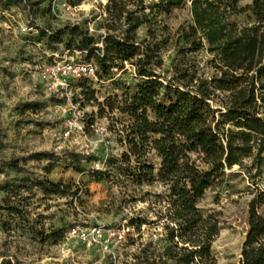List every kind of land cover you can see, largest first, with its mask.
<instances>
[{"label": "rangeland", "instance_id": "obj_1", "mask_svg": "<svg viewBox=\"0 0 264 264\" xmlns=\"http://www.w3.org/2000/svg\"><path fill=\"white\" fill-rule=\"evenodd\" d=\"M107 1L55 0L53 13L52 0H24L17 5L0 0V188L4 184H12V190L21 186L14 200L28 204V215L22 219L0 211V264H144V253L156 254L168 245L160 225L143 224L136 229L129 224L131 218L144 215L154 220L146 210L147 199L159 193V185L138 187L122 166L118 171L111 169V161L125 150L122 126L128 123L127 116L105 106L98 114L97 102L113 96L120 100L142 84L132 64L112 67L108 75H99L100 80L90 85L78 87L77 80H70L69 88L47 92L39 80V70L60 60L65 50L74 56V51H80L79 37L65 33L58 42H48L46 37L38 39L37 32L20 30L32 25L39 31L53 32L75 21L85 26L90 23L94 31L88 33L99 46L109 24ZM122 1L131 10L140 6L138 0ZM155 1L143 0L142 4ZM250 5L251 0H239L238 6L246 9L237 18L239 23L251 17ZM154 18L156 38L165 46L160 72L170 75L174 62L187 61L204 76L213 74L204 49L187 53L185 59L175 53L176 29L190 21L188 3ZM114 28L118 35L124 30L121 21ZM145 37L146 27L141 26L135 40ZM85 54L81 51L77 58L84 60ZM89 90L94 100L87 99ZM76 116L82 130L69 128L68 122ZM34 154L45 157L37 159ZM147 160L158 166L153 152ZM96 163L99 167L102 164L101 170L95 169ZM92 170L105 174L95 180ZM44 179L71 183L77 193L43 194L31 186ZM144 192L149 195L144 196ZM4 194L0 190V200ZM252 198L264 200V149L260 153L252 149L239 165L225 168L222 182L207 189L197 202L204 215L214 214L218 221V233L210 245L215 264H239ZM256 211L264 214V202L256 203ZM96 224L123 230L121 242L112 243L114 257L102 254L96 246L65 238L73 226Z\"/></svg>", "mask_w": 264, "mask_h": 264}, {"label": "trees", "instance_id": "obj_2", "mask_svg": "<svg viewBox=\"0 0 264 264\" xmlns=\"http://www.w3.org/2000/svg\"><path fill=\"white\" fill-rule=\"evenodd\" d=\"M5 1L17 5L24 0ZM142 1L138 0L140 6L134 10L127 8L126 1H107L109 24L101 36V48L84 24L64 25L53 32L37 30V38L58 42L65 33L79 37L77 47L86 51L84 60L94 64L97 81L112 67L132 64L134 74L142 79L136 92L123 94L120 100L108 97L97 106L98 114L105 106L128 118L122 126L125 150L111 161L112 171L122 166L138 187L157 183L161 188L152 200L147 199L146 210L154 220L147 215L129 220L136 229L155 223L165 231L163 240L168 245L156 254L144 253L142 262L215 264L210 245L218 233V221L214 214L204 215L197 202L207 189L222 182L225 168L239 165L252 149L257 153L264 149V0H251V17L242 23L237 18L246 9L238 6L239 0H156L146 5ZM186 3L190 21L176 29L175 53L185 59L187 53L204 49L214 71L210 76L187 61L174 62L170 75L160 72L165 46L156 38L154 16ZM120 21L124 30L118 35L114 25ZM141 26L146 27L147 37L136 41ZM77 81L78 87L91 83ZM89 92L87 99L94 100L93 91ZM149 152L158 158V166L147 160ZM104 174L92 170L95 180ZM31 186L43 194L77 193L71 183L48 179ZM12 187L4 184L0 188L5 193L0 211L22 219L28 215V204L14 200L21 186ZM257 202L264 200L252 198L248 205V229L239 264H264V214L256 211Z\"/></svg>", "mask_w": 264, "mask_h": 264}, {"label": "built area", "instance_id": "obj_3", "mask_svg": "<svg viewBox=\"0 0 264 264\" xmlns=\"http://www.w3.org/2000/svg\"><path fill=\"white\" fill-rule=\"evenodd\" d=\"M55 0H52L50 10L54 13ZM65 3H62L64 6ZM80 24L75 21L72 25ZM88 32L94 31L90 23H86ZM24 33H35L37 29L32 25H24L20 28ZM101 48V44H99ZM73 56L69 50H65L60 60L42 67L38 72L40 82L43 84L45 91L54 92L56 88L67 89L70 87V80L87 79L90 82L97 81L95 76V66L91 61H85L77 58L81 51H74ZM77 114H81L78 110ZM78 117H74L68 122L69 128H77L82 130ZM67 135V132L64 134ZM95 169H102V164L99 167L95 164ZM123 230H116L113 227L104 224H96L93 226H73L66 232V239L73 238L87 246H96V248L107 256L114 257L112 243H120L123 239Z\"/></svg>", "mask_w": 264, "mask_h": 264}]
</instances>
